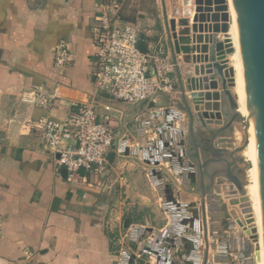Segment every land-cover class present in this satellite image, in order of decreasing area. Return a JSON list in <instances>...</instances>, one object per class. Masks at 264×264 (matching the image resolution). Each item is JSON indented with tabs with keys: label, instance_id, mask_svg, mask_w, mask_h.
Wrapping results in <instances>:
<instances>
[{
	"label": "crops",
	"instance_id": "obj_1",
	"mask_svg": "<svg viewBox=\"0 0 264 264\" xmlns=\"http://www.w3.org/2000/svg\"><path fill=\"white\" fill-rule=\"evenodd\" d=\"M102 1L0 0V264L157 263L154 257L139 255L116 239L125 232L129 242L138 228L161 231L169 224L148 167L140 159L120 156L118 149L129 130L137 131L136 119L145 123L148 114L160 110L175 93L169 88L157 92L134 115L127 103L94 88L92 28ZM165 8L171 19L167 3ZM155 9L160 12L158 6ZM119 18L140 29L139 43L145 51L155 49L170 56L164 52L162 19L140 16L134 22ZM59 45L69 54L67 65L60 70L54 66ZM177 60L181 65V56ZM35 90L56 92L59 98L51 109L43 110L30 101ZM94 97L110 102L92 101L114 132L109 166L101 181L84 171L69 181L33 125L46 116L62 120L70 103L91 102ZM144 132L148 142L157 140L152 129ZM132 137L133 143L126 146L138 145L139 139ZM159 166L173 179L167 164ZM164 182H170L169 178L164 177ZM181 194L176 197L180 202L196 200L191 194ZM126 248L133 258L124 255Z\"/></svg>",
	"mask_w": 264,
	"mask_h": 264
},
{
	"label": "water",
	"instance_id": "obj_2",
	"mask_svg": "<svg viewBox=\"0 0 264 264\" xmlns=\"http://www.w3.org/2000/svg\"><path fill=\"white\" fill-rule=\"evenodd\" d=\"M231 1L260 175L264 256V0ZM161 16L164 52L174 64L168 88L175 97L167 98L165 106L148 114L145 123L136 119L137 131L129 130L120 140L118 152L140 159L148 167L169 224L161 231L138 228V233L130 236L128 249L154 257L156 264H255L257 228L241 174L249 123L238 112L233 92L228 0H182L180 12L171 19L161 0ZM153 98L128 105L137 115ZM92 101L110 105L98 97ZM148 128L157 140L148 142L144 132ZM132 134L139 139L138 145L126 146L133 143ZM162 163L168 165L178 184L159 166ZM164 177L170 182H164ZM181 192L193 195L195 202L178 201ZM146 234L152 238L145 239ZM199 250L201 255L195 256ZM124 255L133 258L127 248Z\"/></svg>",
	"mask_w": 264,
	"mask_h": 264
},
{
	"label": "built area",
	"instance_id": "obj_3",
	"mask_svg": "<svg viewBox=\"0 0 264 264\" xmlns=\"http://www.w3.org/2000/svg\"><path fill=\"white\" fill-rule=\"evenodd\" d=\"M119 5L103 0L94 17L92 40L96 49L92 79L94 88L118 102L133 104L168 88V76L174 71L169 55L155 49H139L140 29L119 18ZM69 61L64 45L54 51V66L63 69ZM30 101L49 110L59 98L56 92L35 90ZM62 120L48 116L35 122L33 128L41 144L53 156L55 165L67 172V179L84 171L101 181L109 166L114 146V132L108 118H101L92 102L70 103ZM108 109V108H105ZM0 228V240H1Z\"/></svg>",
	"mask_w": 264,
	"mask_h": 264
},
{
	"label": "bare ground",
	"instance_id": "obj_4",
	"mask_svg": "<svg viewBox=\"0 0 264 264\" xmlns=\"http://www.w3.org/2000/svg\"><path fill=\"white\" fill-rule=\"evenodd\" d=\"M229 5V13L231 16V23L229 28V36L233 46V53L229 55L228 60L230 66L234 69V88L233 92L236 95L237 103H238V112L246 118L249 123V141L248 145L243 153V157L246 160L252 163V168L249 169L247 173L246 183H245V192L249 199L250 208L255 220V226L257 228V234L259 237L258 241V261L255 264H264V256L262 252V237H261V213L259 206V186H260V175L259 168L256 161L255 155V142H254V133H253V123L250 109V98L246 85L245 74L242 70L241 62L238 55L237 44L235 39V26L233 19V9H232V1L228 0ZM236 138H239V135H236ZM254 258V256H253Z\"/></svg>",
	"mask_w": 264,
	"mask_h": 264
},
{
	"label": "rangeland",
	"instance_id": "obj_5",
	"mask_svg": "<svg viewBox=\"0 0 264 264\" xmlns=\"http://www.w3.org/2000/svg\"><path fill=\"white\" fill-rule=\"evenodd\" d=\"M114 1L118 3L119 8H120L118 15H120V17L122 16V18L126 20L135 22L136 17H140V16H142V18H150L152 20L157 19L158 22H160L159 20L162 19L161 4H160L161 0H114ZM164 2L169 5V13L171 16L175 15V13L179 11V8L182 7V0H164ZM155 6L159 7L160 12H157V10L155 9ZM157 15H159V17H157ZM243 159H244V162L241 165V168H242L241 174H242L243 180L246 181L247 173L249 169L252 168V163L246 160V158H243ZM124 233L121 236H119V234L117 233L118 236L116 237V239L119 240L122 244L127 245L128 237H127V234L125 233L124 235ZM258 239L259 237L257 234V246H258V241H259Z\"/></svg>",
	"mask_w": 264,
	"mask_h": 264
},
{
	"label": "trees",
	"instance_id": "obj_6",
	"mask_svg": "<svg viewBox=\"0 0 264 264\" xmlns=\"http://www.w3.org/2000/svg\"><path fill=\"white\" fill-rule=\"evenodd\" d=\"M138 47H139V49H140L141 51H143V52H147V51H145L144 45H142V43H139V44H138Z\"/></svg>",
	"mask_w": 264,
	"mask_h": 264
}]
</instances>
